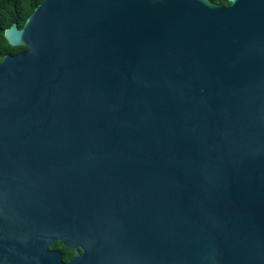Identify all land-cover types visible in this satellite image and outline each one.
<instances>
[{
  "label": "water",
  "instance_id": "water-1",
  "mask_svg": "<svg viewBox=\"0 0 264 264\" xmlns=\"http://www.w3.org/2000/svg\"><path fill=\"white\" fill-rule=\"evenodd\" d=\"M44 0L5 30L0 187L74 204L76 264H264V0Z\"/></svg>",
  "mask_w": 264,
  "mask_h": 264
},
{
  "label": "flooded vegetation",
  "instance_id": "flooded-vegetation-1",
  "mask_svg": "<svg viewBox=\"0 0 264 264\" xmlns=\"http://www.w3.org/2000/svg\"><path fill=\"white\" fill-rule=\"evenodd\" d=\"M82 253L74 204L57 188L30 184L15 197L0 187V264H76Z\"/></svg>",
  "mask_w": 264,
  "mask_h": 264
},
{
  "label": "trees",
  "instance_id": "trees-1",
  "mask_svg": "<svg viewBox=\"0 0 264 264\" xmlns=\"http://www.w3.org/2000/svg\"><path fill=\"white\" fill-rule=\"evenodd\" d=\"M44 0H0V63L4 56H16L26 50L24 47H11L5 37L6 29L16 24L21 28L27 18ZM224 7L230 5L229 0H210Z\"/></svg>",
  "mask_w": 264,
  "mask_h": 264
}]
</instances>
